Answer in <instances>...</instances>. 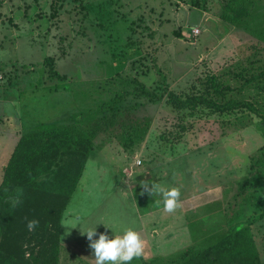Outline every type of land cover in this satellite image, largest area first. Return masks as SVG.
<instances>
[{"label":"rangeland","instance_id":"obj_1","mask_svg":"<svg viewBox=\"0 0 264 264\" xmlns=\"http://www.w3.org/2000/svg\"><path fill=\"white\" fill-rule=\"evenodd\" d=\"M263 74L264 0H0V184L22 134L75 124L91 144L81 175L73 183L61 156L37 180L70 196L58 264H95L81 233L92 226L93 239L137 231L144 254L131 264H181L264 210V128L246 111L176 108L164 92L264 111ZM142 183L180 188V206L164 212ZM251 226L264 264V217Z\"/></svg>","mask_w":264,"mask_h":264},{"label":"trees","instance_id":"obj_2","mask_svg":"<svg viewBox=\"0 0 264 264\" xmlns=\"http://www.w3.org/2000/svg\"><path fill=\"white\" fill-rule=\"evenodd\" d=\"M47 60L52 68V58L47 57ZM54 75L61 78L56 71ZM206 82L208 89L217 96L228 89L213 75ZM164 93L172 105L191 110L190 113L197 109L219 114L246 111L259 117L264 128V111L250 100L229 98L218 101L216 97H207L209 90L183 96L171 90ZM90 149L89 139L75 124L45 127L19 137L0 184V264H58L59 221L70 196L41 188L37 180L42 172L47 176L52 166L62 168L59 161L66 156L70 178L76 182ZM13 199H19L21 203L13 207ZM263 217L264 210L248 218L243 226L237 227L238 222H235L230 232L215 244L196 255H182L181 264H261L251 225ZM31 219L39 221L34 231H29L26 226ZM29 235L28 242L37 236L30 250L24 246L25 237Z\"/></svg>","mask_w":264,"mask_h":264},{"label":"clouds","instance_id":"obj_3","mask_svg":"<svg viewBox=\"0 0 264 264\" xmlns=\"http://www.w3.org/2000/svg\"><path fill=\"white\" fill-rule=\"evenodd\" d=\"M143 190L152 197H160L157 204H162L163 211L174 213L180 206L181 190L178 187H166L162 184L152 183L141 184ZM21 201L13 199L12 206H17ZM79 223L77 219L76 224ZM76 224L64 225L66 227H77ZM29 231H34L39 226V221L31 219L27 221ZM86 234L89 247L92 249L95 264H131V261L143 256L145 242L140 234L132 228L126 229L122 235H115L109 238L107 234L101 233L98 239H93L96 235L95 226L89 227L81 232Z\"/></svg>","mask_w":264,"mask_h":264},{"label":"built area","instance_id":"obj_4","mask_svg":"<svg viewBox=\"0 0 264 264\" xmlns=\"http://www.w3.org/2000/svg\"><path fill=\"white\" fill-rule=\"evenodd\" d=\"M199 32V29L198 28H194V29H192V33L193 34H197Z\"/></svg>","mask_w":264,"mask_h":264},{"label":"crops","instance_id":"obj_5","mask_svg":"<svg viewBox=\"0 0 264 264\" xmlns=\"http://www.w3.org/2000/svg\"><path fill=\"white\" fill-rule=\"evenodd\" d=\"M13 136H15V135H13ZM2 154H3V152H2ZM2 164H1V162H0V167L2 168V166H1ZM5 165V163H3V166Z\"/></svg>","mask_w":264,"mask_h":264}]
</instances>
